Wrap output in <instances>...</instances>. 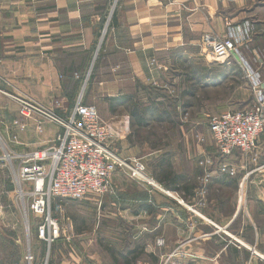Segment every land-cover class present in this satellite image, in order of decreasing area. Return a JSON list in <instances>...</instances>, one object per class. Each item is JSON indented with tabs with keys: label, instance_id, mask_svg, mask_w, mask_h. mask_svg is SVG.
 <instances>
[{
	"label": "crops",
	"instance_id": "obj_1",
	"mask_svg": "<svg viewBox=\"0 0 264 264\" xmlns=\"http://www.w3.org/2000/svg\"><path fill=\"white\" fill-rule=\"evenodd\" d=\"M111 5L113 16L95 67L98 85L116 103H131L137 96L156 99L151 97L157 92L153 82L161 93L168 95L173 88L184 98L227 79L231 68L242 67L217 64L202 53L199 40L205 32L238 33L243 27L255 32L258 45H249L244 53L254 52L257 69L262 65L263 77L257 80L264 91V0H0V89L12 99L29 96L45 106L51 97L73 96L78 71L87 66ZM1 94L0 117H17V106H5ZM230 96L232 102L242 100ZM154 110L130 106L123 120L110 123L122 157H135L124 150L126 137L133 127L144 126ZM32 132L33 127L20 135L22 146L16 152L44 148L53 139L48 125L44 138ZM205 155L216 157L214 142L190 139L181 150L160 149L146 165L153 183L114 174L110 207L124 219L120 227L137 230L133 239L143 240L142 246L177 247L185 264H264V160L256 154V160H244L236 151L227 159L236 169L229 175L215 165L201 166ZM206 170L211 173L207 181ZM14 193L11 203L22 208ZM5 205L0 203V264H26L24 226ZM72 255L61 264H77ZM131 255L123 257L126 264H135ZM113 260L95 259L93 264L120 263L117 254Z\"/></svg>",
	"mask_w": 264,
	"mask_h": 264
},
{
	"label": "rangeland",
	"instance_id": "obj_2",
	"mask_svg": "<svg viewBox=\"0 0 264 264\" xmlns=\"http://www.w3.org/2000/svg\"><path fill=\"white\" fill-rule=\"evenodd\" d=\"M107 32L108 28L103 36L102 29L98 32L87 66L83 71H78L79 82L74 87L76 91L73 96L67 97L66 99L63 97L60 99L51 97L48 102H44L46 106L43 105L53 111L57 116L65 117L70 109L73 108L74 104L80 100L84 104L96 107L101 119L108 124L123 120L129 114L130 106L138 107L140 111L147 107H153L155 109L154 113L147 114L144 120L145 125L140 128L133 127L126 137L124 143L125 149L122 146L127 153H130L129 155L135 156L134 158L140 159L144 164L146 163L145 166L153 163L154 157L160 153V149L181 150L182 142L189 141L190 139H195V141L197 139L201 144L211 142V140L214 142L209 129L212 117L226 111L251 108L254 104L253 84L257 83L258 87L262 89L261 78L263 77V70H260L262 65L260 69H257L256 54L254 52L244 53V50L247 52L249 45H258L255 40V32L248 31L243 27L242 31L238 33L228 29L221 35L214 32H205L201 35V37L205 34L224 37L228 33H232L233 38L236 40V51L240 57V64L236 61H231L230 64L242 65L243 68L235 72L232 71L234 68H231V73H228L229 70L222 69L230 74L227 79L218 80L219 82L216 85L198 89L193 97L188 95L184 98L176 93L173 88H171L168 95L161 93L162 88H159L157 82H153L152 84L154 89H157V92L151 94V97L156 95V99L148 98L147 101H142L140 100L141 97L137 96V94V100L134 102L116 103L112 97L108 96L107 89L98 85L96 79L97 72L95 65ZM200 40L199 46H201ZM215 62L217 64H225ZM245 77L247 78L248 85L246 84ZM257 78L261 79L260 83ZM0 91L2 92L1 95L4 98L5 106H17V103L9 96L7 91L2 89ZM232 93L236 94L239 100H242L232 102L233 98L230 96ZM159 115L165 117L166 120H158ZM16 118L0 117V147L2 144L6 148L8 146L10 149L13 148L12 145H14V149L16 146H22L20 135L32 126L29 125L25 131H17L13 127V121ZM45 125H48L52 129V133H50L53 134V137L51 136L52 138L60 131V126L54 122L46 121L43 124V130ZM34 132L38 133L35 129ZM42 132L38 133L39 138H44L45 134L43 135ZM35 133L32 132L34 137L38 135ZM13 135L17 137L15 140ZM116 140L113 142L116 147H119L121 145L120 141ZM256 146L260 147V151L255 147L253 152L248 155L241 156L239 153L240 157L244 160H251L252 158V160H256V154L259 155L258 157L261 160H264V131L258 137ZM2 155L3 150L0 148V156ZM206 157L210 158L212 164L201 166H214L218 160L217 150L216 157L205 155L199 161V164ZM3 164V161H0V203H5V206H11V209L16 212L12 217L19 221L20 226L23 224L26 236L25 253L30 252L34 256L32 263L61 264V260L63 258H69L71 253L78 260L77 264H93L95 259H104L105 262H108L110 259L113 260L116 254L120 257L119 264H126L123 257L125 258V255L132 253L130 259L135 264H185L183 258L181 259L180 257L181 254H183V257L185 255L177 247H171L168 250L164 246H156L155 244L153 247L142 246L143 240L137 239L136 241L133 239L134 235L139 233L137 230L126 229V226L124 228L123 226L120 227V222L124 219L120 218L116 209L110 207V203H112L111 201L115 197L111 193L101 195L102 197L97 199L98 201L96 199H55L51 207V213L59 219L61 234L54 243L46 245L36 236V219L29 207H27V204L23 209V206L22 208L20 206L14 207L11 203V194L12 192L14 193L15 187L12 183L9 168L7 166L4 167ZM6 192H10L11 194H6ZM58 205H60V209H55ZM154 238L152 237L153 242ZM71 245L73 251L70 248ZM133 249L135 251L131 252ZM145 249L154 251V255L151 256V254L146 253ZM179 259L183 262H179Z\"/></svg>",
	"mask_w": 264,
	"mask_h": 264
},
{
	"label": "built area",
	"instance_id": "obj_3",
	"mask_svg": "<svg viewBox=\"0 0 264 264\" xmlns=\"http://www.w3.org/2000/svg\"><path fill=\"white\" fill-rule=\"evenodd\" d=\"M114 8L111 5L102 36L109 27ZM200 45L202 53L214 61L240 64L232 33L224 37L205 34ZM253 96L251 108L226 111L210 120L209 129L218 154L215 166L221 173L235 175L236 169L227 158L236 151L241 155L252 153L264 131V91L257 83L253 84ZM13 99L18 106L17 118L13 121L17 131H25L31 125L41 133L46 121L60 126V131L44 148L16 152L14 145L12 149L3 144L0 147L3 150L0 161L9 168L23 209L27 204L36 219V236L46 245L54 243L61 234L59 219L51 213L55 199L85 200L110 193L111 180L116 173L153 183L146 174L144 162L119 154L113 142L116 134L110 124L101 119L96 107L78 100L65 117H59L29 96ZM13 136L15 140L17 137ZM211 164L208 157L200 162V165ZM210 174V171L205 173L206 181ZM55 209H60V205ZM180 257L184 258L183 254ZM32 261L33 256L27 252L24 262L31 264ZM179 262L183 261L179 259Z\"/></svg>",
	"mask_w": 264,
	"mask_h": 264
},
{
	"label": "trees",
	"instance_id": "obj_4",
	"mask_svg": "<svg viewBox=\"0 0 264 264\" xmlns=\"http://www.w3.org/2000/svg\"><path fill=\"white\" fill-rule=\"evenodd\" d=\"M135 251V249H133L131 252H134Z\"/></svg>",
	"mask_w": 264,
	"mask_h": 264
}]
</instances>
